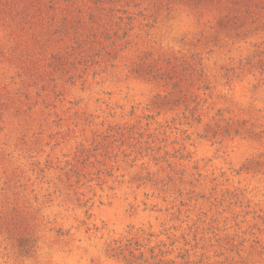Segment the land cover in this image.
I'll list each match as a JSON object with an SVG mask.
<instances>
[{
    "label": "rangeland",
    "instance_id": "1",
    "mask_svg": "<svg viewBox=\"0 0 264 264\" xmlns=\"http://www.w3.org/2000/svg\"><path fill=\"white\" fill-rule=\"evenodd\" d=\"M0 264H264V0H0Z\"/></svg>",
    "mask_w": 264,
    "mask_h": 264
}]
</instances>
